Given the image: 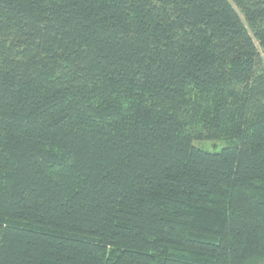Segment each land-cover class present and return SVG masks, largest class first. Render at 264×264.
I'll list each match as a JSON object with an SVG mask.
<instances>
[{"label":"trees","instance_id":"1","mask_svg":"<svg viewBox=\"0 0 264 264\" xmlns=\"http://www.w3.org/2000/svg\"><path fill=\"white\" fill-rule=\"evenodd\" d=\"M0 264H264V0H0Z\"/></svg>","mask_w":264,"mask_h":264},{"label":"rangeland","instance_id":"2","mask_svg":"<svg viewBox=\"0 0 264 264\" xmlns=\"http://www.w3.org/2000/svg\"><path fill=\"white\" fill-rule=\"evenodd\" d=\"M196 146L206 148L209 151H212L213 149H221L224 144L222 142H203V143H195Z\"/></svg>","mask_w":264,"mask_h":264}]
</instances>
